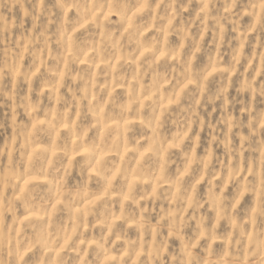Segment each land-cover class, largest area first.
Listing matches in <instances>:
<instances>
[{"label":"clouds","instance_id":"clouds-1","mask_svg":"<svg viewBox=\"0 0 264 264\" xmlns=\"http://www.w3.org/2000/svg\"><path fill=\"white\" fill-rule=\"evenodd\" d=\"M0 264H264V0H0Z\"/></svg>","mask_w":264,"mask_h":264}]
</instances>
